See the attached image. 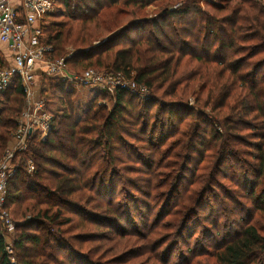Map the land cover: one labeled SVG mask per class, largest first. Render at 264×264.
I'll use <instances>...</instances> for the list:
<instances>
[{"label":"trees","instance_id":"obj_1","mask_svg":"<svg viewBox=\"0 0 264 264\" xmlns=\"http://www.w3.org/2000/svg\"><path fill=\"white\" fill-rule=\"evenodd\" d=\"M165 1L153 19L139 16ZM202 1L58 0L67 22L43 28L45 43L52 48L46 57L65 58L73 74L95 70L122 76L146 93L134 107L137 97L116 91L108 112L98 106L96 95L84 118L77 119L73 102L78 95L72 84L41 75L38 98L51 115L50 131L42 142L33 137L28 150L17 155L7 186L10 216L18 205L23 228L44 230L17 236L21 227L15 223L12 250L17 249L20 264H62L68 262L62 252L75 245L88 254V244L115 242L113 234L124 236V226H130L128 203H141L140 195L157 198L175 181L165 193L164 204H170L196 152L203 156L200 163L206 152L212 153L197 178V199L221 176L235 187L227 204L242 215L223 235L225 226H214L220 243L206 250L212 249L215 264H264V0ZM132 32L135 39L128 37ZM118 42L122 47H116ZM191 83L200 88L197 110L176 97L178 88L188 89ZM0 99L5 104L0 110L1 158L17 130L25 94L15 81ZM125 137L136 143H125ZM123 147L135 151L137 160L124 161L121 152L128 156L129 151ZM28 161L34 165L32 175L25 171ZM239 165L244 166L241 172ZM118 190L122 195L117 200ZM242 191L250 203L246 207L231 203ZM127 198V205L120 206ZM183 204L180 228L198 210V203ZM219 204L224 214H231L226 203ZM142 240L145 250L151 242ZM3 249L0 239V264H9ZM117 260L80 259L81 264Z\"/></svg>","mask_w":264,"mask_h":264},{"label":"rangeland","instance_id":"obj_2","mask_svg":"<svg viewBox=\"0 0 264 264\" xmlns=\"http://www.w3.org/2000/svg\"><path fill=\"white\" fill-rule=\"evenodd\" d=\"M178 1L179 0H170L169 3L176 5ZM206 1L218 3L221 0ZM165 4L166 1L162 2L159 5L153 4L142 11L139 16L143 20L153 19L161 11V6ZM55 17L56 18L54 19V21H51L52 23L58 24L67 22V19L62 17V13ZM145 31H150V27L145 28ZM128 37H130L131 39H135L136 36L135 33L132 32ZM122 43L123 42H118L116 44V47H122ZM124 43L125 44L123 45H126L127 42ZM257 59L258 58H254L252 61H256ZM36 81V85H38L39 87L40 80ZM75 92L78 96L74 100L73 105L75 109V115H77V119L80 116L84 118L86 111L92 105V101L94 100L96 95H98V99L100 101L98 103V106L105 107L107 112L111 111L112 106L114 105V95L112 96L109 93L98 94V92L90 89H75ZM199 92V85L191 83L188 89H184L183 87L178 88L176 97L180 98L183 103H186L190 107H194L197 110L200 108L195 106V98ZM132 96L137 97L135 95ZM140 99V97H137V100L133 101L134 107H137V104L139 103V101H141ZM155 111L156 106H153L151 109V115H153ZM203 112L205 113L206 117L210 118V113L208 112V110H205ZM18 122L19 120L17 119L16 123ZM207 125L209 124L202 123L201 127H206ZM171 141L172 139L165 142L163 146H161V151H163ZM125 143L134 144L136 143V141L125 137ZM124 148L127 147H123V149ZM126 150L129 151L128 156L126 155L127 151L121 152L123 156L122 159L124 161H130L131 159L137 160L138 157L133 156V154H135V151H131L129 147ZM5 152L6 150L3 152L2 157L4 156ZM211 154V152H206L204 158L205 160L202 163L200 162L203 156L200 153L196 152L193 155V160L189 163L188 171L185 172L184 178L181 181L179 192L174 195L175 197L170 202V204H164L165 193L167 192L171 184H173L175 181L170 183L169 185L166 184L167 186L160 190L162 191V194L160 196H157V198H154V194H152V196L147 199L140 195L141 203H135L134 206H132V203H128L129 198H127L126 203L124 201V203H121L120 205L122 207H125V205H127L128 203L132 211L129 218L131 219V221L128 220L130 226H124V229L126 230L125 235L121 236L113 234L115 236V242L112 243L102 241L86 245V247H90L91 249L90 253L88 254L85 252V250H79L77 248V245H75L73 250L70 251L71 253L66 251L62 252V257L68 260V262L62 264H69V262H73V264H76L77 259L78 262H80L79 264H81L80 259H83L85 257L90 258L94 262L100 263L105 262L106 259L116 258L118 259V262L116 264H215L213 257H211L212 254L210 253L212 252V249L206 250V247L208 245L213 247L220 243V236L215 234L214 226H217L218 229H222V227L225 226V228L221 230L223 235V233L227 232V228H229L231 221H237L242 215L240 214L239 216V211L234 209L231 204H227V196L234 192L233 190L235 189V187L227 179L225 180L221 176L218 177V184L216 186H212V190H209L206 196H204L201 200L197 199V191L198 188H200L197 187V178L201 175L200 173H202L201 167L206 164L207 160H209L208 156H210ZM130 155H132V157H130ZM243 167L244 166L239 165L240 172ZM228 175H231V170L228 171ZM134 194L138 195V193L135 192ZM121 195L122 191L118 190L116 192V196L118 197L117 200L121 197ZM241 196L244 197L243 191L239 192L238 199L234 195L233 202L231 203H237L238 207H246V205H249L250 203H248L247 200L242 198ZM183 203H192L191 205H189L191 207L194 206L195 203H198V210L190 218V221L180 228V226L182 225V220L184 218ZM219 203H226L228 208V210L226 211L230 212L231 214H224ZM103 204L105 205L108 203ZM20 212L21 211L19 210V206L17 205L13 208L11 217L13 221L19 224L21 227L19 230H17V236L24 232L32 234L40 232L44 233V230L39 228H23L22 225L25 222V219L21 217ZM66 214L68 215L69 213ZM16 234L14 235V237L16 236ZM210 235H213V237H210ZM214 236L217 238H214ZM144 237L151 242V244H149L145 250V245H143L145 241L142 240V238ZM112 245H114V250H110V247H112ZM154 245L156 248H154ZM139 248H142L143 250ZM130 250H134L131 256H122L125 253L130 252ZM202 251H208L209 255H200L204 254ZM17 252L18 251L16 249L13 255L9 257V262L12 261L14 264H20V259L18 257L19 253ZM99 254H103V256L100 257L98 256Z\"/></svg>","mask_w":264,"mask_h":264},{"label":"built area","instance_id":"obj_3","mask_svg":"<svg viewBox=\"0 0 264 264\" xmlns=\"http://www.w3.org/2000/svg\"><path fill=\"white\" fill-rule=\"evenodd\" d=\"M61 13L63 8L58 0H0V94L15 81L25 94V108L17 130L0 160V239L9 264H14L9 257L13 255L16 224L6 208L7 186L15 173L17 155L28 150L33 137L42 142L50 131L51 115L45 112L44 101L35 99L37 78L46 74L69 82L76 90L90 89L112 96L116 91H126L143 98L146 93L144 87L122 76L95 70L73 74L67 69L65 58L49 60L46 56L52 48L45 43L43 28ZM2 104L0 99V107ZM34 170L33 163L28 161L26 173L32 175Z\"/></svg>","mask_w":264,"mask_h":264},{"label":"crops","instance_id":"obj_4","mask_svg":"<svg viewBox=\"0 0 264 264\" xmlns=\"http://www.w3.org/2000/svg\"><path fill=\"white\" fill-rule=\"evenodd\" d=\"M40 77H41V76H39V78H37L38 81L40 80ZM36 86H37V88L39 89L38 85H36ZM37 88L35 89V99L38 98V92H39V90H38ZM4 107H5V104L3 103V104L1 105V107H0V110L3 109Z\"/></svg>","mask_w":264,"mask_h":264}]
</instances>
